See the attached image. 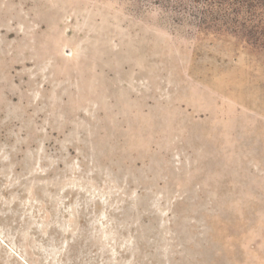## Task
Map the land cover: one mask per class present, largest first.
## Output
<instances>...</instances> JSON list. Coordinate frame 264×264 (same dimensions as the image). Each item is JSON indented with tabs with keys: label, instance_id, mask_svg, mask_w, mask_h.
<instances>
[{
	"label": "rangeland",
	"instance_id": "obj_1",
	"mask_svg": "<svg viewBox=\"0 0 264 264\" xmlns=\"http://www.w3.org/2000/svg\"><path fill=\"white\" fill-rule=\"evenodd\" d=\"M174 0H0V264H264V48Z\"/></svg>",
	"mask_w": 264,
	"mask_h": 264
},
{
	"label": "trees",
	"instance_id": "obj_2",
	"mask_svg": "<svg viewBox=\"0 0 264 264\" xmlns=\"http://www.w3.org/2000/svg\"><path fill=\"white\" fill-rule=\"evenodd\" d=\"M183 13L200 17L202 30H231L247 44L264 48V0H174Z\"/></svg>",
	"mask_w": 264,
	"mask_h": 264
}]
</instances>
